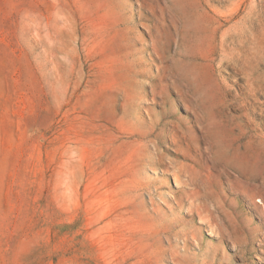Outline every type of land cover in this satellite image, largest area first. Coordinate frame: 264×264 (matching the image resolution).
Listing matches in <instances>:
<instances>
[{
	"label": "rangeland",
	"instance_id": "rangeland-1",
	"mask_svg": "<svg viewBox=\"0 0 264 264\" xmlns=\"http://www.w3.org/2000/svg\"><path fill=\"white\" fill-rule=\"evenodd\" d=\"M0 264H264V0H0Z\"/></svg>",
	"mask_w": 264,
	"mask_h": 264
},
{
	"label": "bare ground",
	"instance_id": "bare-ground-1",
	"mask_svg": "<svg viewBox=\"0 0 264 264\" xmlns=\"http://www.w3.org/2000/svg\"><path fill=\"white\" fill-rule=\"evenodd\" d=\"M127 99H129V98H127ZM120 133H121V135H123V137L128 136V135H131V133L128 130H125V129L122 130V132H120ZM136 156H137V158H136V165H137V168L139 170L140 169H144V167L149 163V161L152 162V160L149 159L148 150H142L141 149V152L138 153Z\"/></svg>",
	"mask_w": 264,
	"mask_h": 264
}]
</instances>
